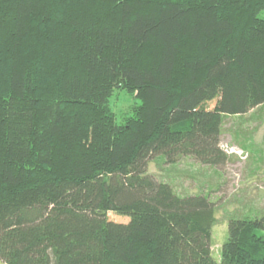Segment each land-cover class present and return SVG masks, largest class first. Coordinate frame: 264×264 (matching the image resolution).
I'll list each match as a JSON object with an SVG mask.
<instances>
[{
	"label": "trees",
	"instance_id": "trees-1",
	"mask_svg": "<svg viewBox=\"0 0 264 264\" xmlns=\"http://www.w3.org/2000/svg\"><path fill=\"white\" fill-rule=\"evenodd\" d=\"M262 11L0 0V263L264 264V212L228 220L216 261V204L146 172L156 158L230 161L223 119L264 106ZM115 90L139 101L119 122Z\"/></svg>",
	"mask_w": 264,
	"mask_h": 264
},
{
	"label": "rangeland",
	"instance_id": "rangeland-1",
	"mask_svg": "<svg viewBox=\"0 0 264 264\" xmlns=\"http://www.w3.org/2000/svg\"><path fill=\"white\" fill-rule=\"evenodd\" d=\"M258 18L264 21V11ZM137 105L139 101L123 90H115L109 99L117 121L131 114ZM220 146L231 156L222 168L202 166L191 158L165 165L163 159L156 158L146 170L148 175L169 184L178 196L204 194L216 204V224L211 235L212 257L216 261L227 239L228 220L259 217L264 212V106L245 116L225 117ZM108 219L122 224L129 221L113 214H108Z\"/></svg>",
	"mask_w": 264,
	"mask_h": 264
}]
</instances>
